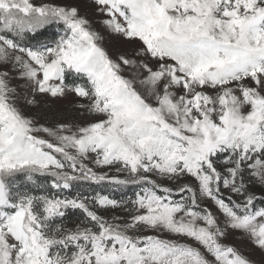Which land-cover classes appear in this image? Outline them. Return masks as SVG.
Instances as JSON below:
<instances>
[{"label":"snow or ice","instance_id":"6c2138e0","mask_svg":"<svg viewBox=\"0 0 264 264\" xmlns=\"http://www.w3.org/2000/svg\"><path fill=\"white\" fill-rule=\"evenodd\" d=\"M0 264H264V0H0Z\"/></svg>","mask_w":264,"mask_h":264}]
</instances>
